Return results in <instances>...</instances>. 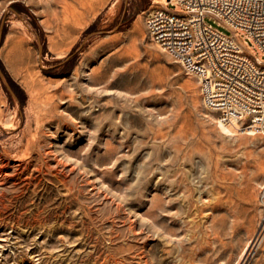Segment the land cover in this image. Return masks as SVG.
<instances>
[{"label": "rangeland", "instance_id": "rangeland-1", "mask_svg": "<svg viewBox=\"0 0 264 264\" xmlns=\"http://www.w3.org/2000/svg\"><path fill=\"white\" fill-rule=\"evenodd\" d=\"M164 4L0 0V264H264V131L150 40Z\"/></svg>", "mask_w": 264, "mask_h": 264}, {"label": "built area", "instance_id": "built-area-1", "mask_svg": "<svg viewBox=\"0 0 264 264\" xmlns=\"http://www.w3.org/2000/svg\"><path fill=\"white\" fill-rule=\"evenodd\" d=\"M206 16L231 35L205 25ZM146 31L153 43L198 77L203 103L217 113L218 122L264 131V0H165L163 7L148 13ZM244 35L251 47L243 45Z\"/></svg>", "mask_w": 264, "mask_h": 264}, {"label": "bare ground", "instance_id": "bare-ground-1", "mask_svg": "<svg viewBox=\"0 0 264 264\" xmlns=\"http://www.w3.org/2000/svg\"><path fill=\"white\" fill-rule=\"evenodd\" d=\"M241 49H245L244 48V46L242 45V44H240V46H239ZM247 53L249 54V55H252V53L249 51V50H247ZM218 122V121H217ZM219 123V126L221 127V128H223V129H226L227 131H232V130H230L229 129V127L231 126V127H235L233 124H228V123H222V122H218ZM252 131V130H251ZM254 132V131H253ZM13 165V164H12ZM255 166V165H254ZM5 180V179H4ZM93 188V187H92ZM1 191V190H0ZM2 193V192H1Z\"/></svg>", "mask_w": 264, "mask_h": 264}, {"label": "water", "instance_id": "water-1", "mask_svg": "<svg viewBox=\"0 0 264 264\" xmlns=\"http://www.w3.org/2000/svg\"><path fill=\"white\" fill-rule=\"evenodd\" d=\"M0 77H1L2 81L4 82L5 86L7 87V89L10 91V89H9L8 85L6 84V82H5V80H4V77L2 76L1 72H0ZM10 93H11V91H10ZM11 94H12V93H11ZM12 96H13V98L15 99L14 95H12Z\"/></svg>", "mask_w": 264, "mask_h": 264}]
</instances>
